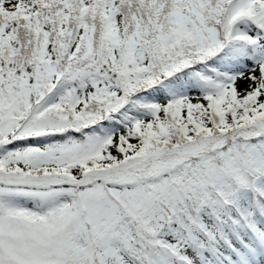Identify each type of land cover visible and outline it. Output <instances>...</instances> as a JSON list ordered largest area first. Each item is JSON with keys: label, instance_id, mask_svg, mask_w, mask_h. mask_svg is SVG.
Returning <instances> with one entry per match:
<instances>
[{"label": "snow or ice", "instance_id": "obj_1", "mask_svg": "<svg viewBox=\"0 0 264 264\" xmlns=\"http://www.w3.org/2000/svg\"><path fill=\"white\" fill-rule=\"evenodd\" d=\"M0 264H264V0H0Z\"/></svg>", "mask_w": 264, "mask_h": 264}]
</instances>
